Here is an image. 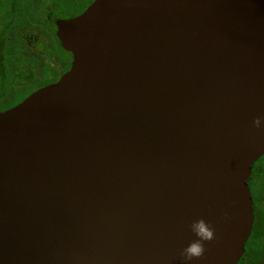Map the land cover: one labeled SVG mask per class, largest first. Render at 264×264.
I'll list each match as a JSON object with an SVG mask.
<instances>
[{
	"label": "water",
	"instance_id": "water-1",
	"mask_svg": "<svg viewBox=\"0 0 264 264\" xmlns=\"http://www.w3.org/2000/svg\"><path fill=\"white\" fill-rule=\"evenodd\" d=\"M72 55L0 111V264H236L264 153V0H93Z\"/></svg>",
	"mask_w": 264,
	"mask_h": 264
},
{
	"label": "trees",
	"instance_id": "trees-1",
	"mask_svg": "<svg viewBox=\"0 0 264 264\" xmlns=\"http://www.w3.org/2000/svg\"><path fill=\"white\" fill-rule=\"evenodd\" d=\"M92 1L76 0L74 7L62 8L61 0H45L41 8L30 5L19 11L13 0H0V110L15 105L35 89L56 80L64 72L71 53L62 48L56 37L55 20L79 14ZM10 3L12 4L9 8ZM51 6L56 8L52 9ZM34 25L41 26L44 37V54L40 60L32 55L33 47L41 40L40 33L31 31ZM25 27L29 28L28 31H23ZM17 28L21 31L16 32ZM9 41H12L14 48L12 53H8ZM17 46L22 52L27 48L31 50L30 58L22 57ZM16 80L23 84V88L12 90Z\"/></svg>",
	"mask_w": 264,
	"mask_h": 264
},
{
	"label": "flooded vegetation",
	"instance_id": "flooded-vegetation-1",
	"mask_svg": "<svg viewBox=\"0 0 264 264\" xmlns=\"http://www.w3.org/2000/svg\"><path fill=\"white\" fill-rule=\"evenodd\" d=\"M13 2L12 3L14 5L16 4L15 7L19 11H22L25 8L30 7V5H33L35 8H41L42 5H44L45 0H33L32 3H30L29 0H13ZM12 3L9 4V8L11 7ZM61 3L62 8H68L69 6L74 7L76 5V0H61ZM43 8H45V6H43ZM51 8L55 9L56 7L51 6ZM40 27L41 26L36 27L34 25L31 30L32 33L38 32L41 34V40L39 41L38 45L36 47L34 46L32 49V55H36L38 57V60H40L42 58V55L44 54V37ZM28 29V27H25L23 31H28ZM17 31L19 32L21 30L17 28L16 32ZM8 43V53H12L14 49L12 41H9ZM18 50L20 52L21 49L18 48ZM21 53L22 57H24L25 59H29L31 50L27 48L23 52L21 50ZM71 59L72 55L68 61V67L64 70V72L69 69ZM58 78L56 80H58ZM56 80L52 82H55ZM247 185L250 191L251 206L253 210V221L251 225L250 234L244 244L243 253L236 264H264V153L252 163L251 172L247 178Z\"/></svg>",
	"mask_w": 264,
	"mask_h": 264
},
{
	"label": "clouds",
	"instance_id": "clouds-1",
	"mask_svg": "<svg viewBox=\"0 0 264 264\" xmlns=\"http://www.w3.org/2000/svg\"><path fill=\"white\" fill-rule=\"evenodd\" d=\"M262 123H264V117H256L253 120V126L256 128H261ZM191 230L195 233L198 239L190 242L181 250L180 256L185 264L201 258L206 251L204 242L213 241L216 238L214 227L203 218L194 221L191 224Z\"/></svg>",
	"mask_w": 264,
	"mask_h": 264
},
{
	"label": "rangeland",
	"instance_id": "rangeland-1",
	"mask_svg": "<svg viewBox=\"0 0 264 264\" xmlns=\"http://www.w3.org/2000/svg\"><path fill=\"white\" fill-rule=\"evenodd\" d=\"M21 88H23V84L19 80H16L14 85L11 87L12 90L21 89Z\"/></svg>",
	"mask_w": 264,
	"mask_h": 264
}]
</instances>
